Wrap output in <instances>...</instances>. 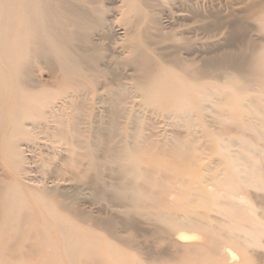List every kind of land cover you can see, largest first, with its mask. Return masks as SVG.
Segmentation results:
<instances>
[{"label":"bare ground","instance_id":"6f19581e","mask_svg":"<svg viewBox=\"0 0 264 264\" xmlns=\"http://www.w3.org/2000/svg\"><path fill=\"white\" fill-rule=\"evenodd\" d=\"M226 1L0 0V253L21 262L61 248L74 254L68 264L110 263L108 240L78 229L61 212L66 207L44 210L49 205L45 191L21 180L26 168L20 141L29 129H38L51 143H64L70 156L83 152L85 144L86 149L101 144L100 156L91 153L90 171L101 179L106 164L114 162L115 168H107L119 179L110 182L114 188L109 186L111 191L117 189L113 205H132L138 212L150 208L152 212L144 211L143 216L170 218L173 208H179L186 217L198 208L214 207V195L226 196L221 212L228 216L227 227L206 228L205 242L199 240L201 245L192 244L184 252L195 258L207 254L213 263L225 264L227 256L234 259L240 254L242 262L255 257L264 264V254L256 251L264 250V0ZM252 31L262 35L254 38ZM97 103L103 105L104 113L96 111ZM137 108H149L146 111L155 117L187 128L186 134L176 131L179 147L189 138L194 140L193 131L204 126L208 116L212 118L222 137L216 147L222 155L221 175L208 180L185 168L184 162L194 163L185 151L189 142L182 144L184 151L172 146L176 147L169 152L173 157L166 159L169 149L142 152L153 134L143 137L136 127ZM142 137L143 147L139 145ZM203 178L209 185L215 183L209 197ZM98 181L93 185L104 190L107 183L103 186ZM196 188L200 194L193 204L189 198L178 204L171 200L176 194H187L185 189ZM83 211L78 213L81 223L96 228L106 225L111 237L118 233L113 218ZM242 211L246 215L234 217ZM130 222H122L132 229L122 243L134 250L140 242L133 232L135 222ZM159 225L154 234L170 237L169 226L159 229ZM186 231L172 232L169 240L197 241V232ZM130 264L141 263L132 258Z\"/></svg>","mask_w":264,"mask_h":264},{"label":"rangeland","instance_id":"374dc122","mask_svg":"<svg viewBox=\"0 0 264 264\" xmlns=\"http://www.w3.org/2000/svg\"><path fill=\"white\" fill-rule=\"evenodd\" d=\"M224 1H226V0H224ZM226 5H227V3H226ZM117 27H119V28H117ZM115 29H118L117 32H121V30H122L121 27L118 25L115 26ZM251 33L255 34L253 36L254 38L262 35V33H256L254 31H252ZM211 81L215 82V80H211ZM102 106L103 105L100 103H97V105H95V107L97 108V109L95 108L96 111H99V113H101V114H102V112L104 113V110L101 109ZM146 110H149V108H146V109L144 108L143 109L144 112L142 111L141 108H137V110H135L136 114L134 113V115H135L134 118H138V123L140 125V126L137 125L136 127H139L142 130L141 134L143 135V137L144 136L149 137V135L153 134L152 138L150 136L149 141L146 140L145 143H148V145L146 147H145L146 144L143 142L145 140L142 137L143 140H141V144H139L142 147L144 145L142 152H146V154L147 153L149 154V153H155L154 152L155 149H156V153L158 151H160L159 149H161V151H168V149H169L168 154L165 152L164 158L166 159L167 155H168V157H173V155H169V154L174 153L175 152L174 149L176 147H179L178 145H180V142L178 141V135L177 134H179V132H181L180 134H186L187 128H185L183 126L179 127L176 123H173L170 119L168 120V118H162L159 116L155 117V114L151 113L150 111L147 112ZM100 111H102V112H100ZM147 114L149 117L147 116ZM101 119H102V117H101ZM206 122L207 123L204 126H202V127H204L203 128L204 130L202 129V127L201 128L197 127L195 129V131H193L194 133L192 134L191 137H193V135H194L193 138L196 139V140L194 139L195 141L191 140V138H189L190 140L188 139L187 141H185V143L184 142L182 143L183 145L185 144V146L187 145L188 142L190 143V144H188V146H186L187 149H189V151H187V149L184 146H182V144H181V147H179V148L181 151V148L184 147V148H182V151H184L186 149L185 151L187 152V154L194 157V163H193V161H191V164L188 162H184V163H186L184 165V166H186L185 168H188V170L190 168V172L201 174L202 176L205 177V179L210 180V178L212 179V177L216 176L217 174H220V171L222 169V163H221V156L222 155L219 154L217 149H216L217 145L221 142L222 137L217 133L220 131V129L218 128L219 125L213 123L212 118H210L208 116L206 119ZM104 125H106V122L102 121V126H104ZM83 129L84 128H82V130ZM181 129H182V131H181ZM38 131H39L38 129H34V130L29 129L28 130V136H26L25 138H23L20 141L22 143L21 147L23 150L24 158H25L24 167L26 168V173L24 175L25 178H22L23 176L21 175V177H20L21 180L23 182H26L27 184L33 186V187H36L37 189L41 188L45 191V195H46V198L48 200L47 205L48 204L49 205H48V208L46 207V208H44V210L50 211L51 208L56 209V207H58L61 210L60 207H66L65 209H62L64 211H61V212L65 215H67L69 220L78 224V227H77L78 229H82V227L86 228L90 232H92L95 235H97L98 237H100L101 239L108 240L112 244V252L110 253L111 256L108 257V259H109L108 262H110V263H108V264H130V259H132V258L136 259V261L141 263V264H144V263L146 264V261H152L151 263L147 262V264H154V263L155 264H157V263L158 264H199V263H202V264H210V263L211 264H216V263L221 264L219 261L216 263L210 262L211 259L209 258V256L207 254H203V256H198L195 258L193 256L188 257L184 251H186L187 247L192 245V244L198 243L199 245H201L203 242H205V237H204L205 235L203 236V234H205L204 231L206 228H210V229L213 228V230L216 228L215 230H217V229L222 230V229H225L227 227V223L224 220L228 221V216L222 215V212H221V208H222L221 205H223V206L226 205V204H224L225 200L227 198L226 196L214 195L212 198V201H215L216 205L210 209L198 208L197 209L198 212L196 214L189 213L190 216L188 214H186L189 218H191V216L193 215V219H190V220L188 218H186L187 216L186 217L184 216L185 219H183L184 217H182V215H181V214H183V211H180L179 208L178 209L173 208V215H170V218L169 217L164 218L163 216L159 218V217L155 216V219H154L153 218L154 215L151 213L149 214L150 216L148 215L149 217L145 216L146 215L145 212H147V213L152 212L150 210V208L148 209L149 211H147V210L142 211L141 210V212L140 211L138 212V209L134 210L135 206H132V205H128V207H127V205H122V206L113 205L114 202L115 203L117 202V200H115V198L117 197L116 196L117 195V192H116L117 189L116 188L113 189L116 192V194H114L115 192L111 191L112 188H114L112 184L117 183V180H119V179H117V177H115L114 174H112L111 172H108L107 168L108 169L115 168L116 164L114 162H112L110 164H106L108 167L105 165L107 167V168H105L106 172H105V170L102 172L101 179H99L98 176L93 171L92 172L90 171L92 169L91 153L94 154V157L100 156V152L98 151V149L102 147L101 144H98L97 147H92V148H87V149H86V144H85L83 152H81L77 156H70L69 152L66 151V148H65L66 146H63V145H65L64 143H63V145L61 143L53 144V143H51V140L48 139V137L44 133H38ZM176 131H179V132H176ZM211 131H212V133H211ZM156 132H157V134H155ZM173 132L175 133V135H177V138L173 137V135H174ZM146 137H145V139H148ZM168 137H170L169 141H171V142L173 141L174 143L176 142L175 141V138H176V140H177L176 145H174V143L172 144L171 142H168L167 141ZM172 137L174 138V140L171 139ZM97 139H98V137H97ZM159 139H162V141H159ZM88 140H90V138H88L87 141ZM150 140L152 142H150ZM92 141H94V140H91L90 142H92ZM149 142L155 146V147L153 146L151 150L149 149V148H151L149 146L150 145ZM154 142H155V144H154ZM160 142L162 145V146L160 145L161 148L157 147V145L159 146ZM163 142L166 143V144L164 143L165 147H163L164 146ZM140 146H139V148H141ZM172 146H176V147H172ZM144 148L145 149L147 148L150 151L149 150L145 151ZM179 148H177L178 151H179ZM237 148L238 147L236 146L234 149H237ZM169 152H172V153H169ZM71 157H72V159H71ZM189 164L191 166H189ZM145 166L147 168L149 167L147 165H145ZM198 169H199V171H198ZM210 170H214V172L211 171L212 172L211 173ZM23 172H24V170H23ZM103 173H104V175H103ZM106 173H108V174H106ZM109 173L112 174V176H110ZM211 174H212V176H211ZM95 175H96V178H95ZM107 175L110 176V178L107 177ZM113 176L115 179L113 178ZM111 178H113V179H111ZM205 179L203 178L204 182L207 181L206 182V188H207V186L209 185L208 182L210 183V181L205 180ZM92 180H94V181H92ZM114 180H116V181H114ZM96 181H98V183L100 185L104 186L105 185L104 183H107L108 185L106 184V187L104 190H103V188L99 189V188L95 187V185H93L94 182H96ZM211 182H212V180H211ZM213 183L214 182H212V184ZM110 185L112 188L110 187V189H109ZM210 185H209V188H207V191H208L207 197H209L210 194H214V191H215V186H213V185H215V183L213 185H211L213 188L210 187ZM93 189H94V192L92 191ZM107 189H109V190H107ZM209 189H210V191H209ZM97 190H98V192H96ZM99 190H102L103 193H102V191L100 192ZM184 191H187V194H184V192H182L181 194H176V196L171 198V200L173 202H175L174 204H176V203L178 204L183 200L187 201L188 198H189V203L193 204V199H196L198 197V195L200 194L199 188L192 189V190L185 189ZM212 191H213V193H212ZM106 193H107V195H110V196L105 195ZM112 193H113V195H112ZM197 193H199V194H197ZM103 195H105L107 197H105ZM190 196H191L192 200L190 199ZM184 197H187V198L184 199ZM214 197H217V198H214ZM110 198H112V199H110ZM54 199H56V200H54ZM190 200H191V202H190ZM12 203H13V205H15L14 202H12ZM129 209H131V210H129ZM69 210H71V211H69ZM152 210H154V209H152ZM82 211L83 212H89L92 215H96L97 217H100L103 219L113 218L114 220H116V222H118L117 228H119L121 230L119 231V229H118V233L114 236L112 235L114 237L113 238V237H111L109 230L107 228H105V227H107L106 225L103 226L104 228L103 227L101 228L100 226H98L97 228L92 227V226L89 227V226L81 223L80 220H78L79 219L78 213L82 212ZM71 213H73V214H71ZM74 213L76 215H74ZM144 213H145L144 216L141 215ZM168 213H170L169 210L166 212V215H168ZM177 214H178V216H177ZM243 214L246 215V212L242 211L238 215L235 214L234 217H236V216L241 217V215H243ZM179 215H181V216H179ZM183 215H185V214H183ZM172 217H173V219H172ZM243 218H244V216H243ZM159 219H161V220H159ZM170 219H172V221ZM187 219L189 221H187ZM197 219L199 222H196ZM51 220H53V219H51ZM123 221H129V222L131 221L130 223L135 222L134 225H135L136 230L135 231L133 230V232L135 235H137V239L140 242V247H138L139 249L136 247L139 251L136 248H133L134 250H132V247H130L126 243H125L126 244L125 246L123 245V243H124L123 239L125 238L126 234L128 235V232H131V230H132V229H128L125 226H123L122 225ZM161 221H162V223H161ZM183 221H185V222H183ZM53 222H51V223H53ZM190 222H192V223H190ZM219 222H222V224ZM88 223H89V221H88ZM217 223L220 226L214 227V226L218 225ZM136 224H137V226H136ZM159 224L163 225V226H160ZM158 225H159V229H160V227L164 228L166 225L169 226V228L171 229L169 231L171 233L170 237H169V234L166 235V233H163V234H161L163 238H161L158 235H156V233L158 234V231L155 232V234H154V229L157 230ZM260 227H263V225H260ZM178 228H180V229H178ZM185 228L187 229V231L184 230ZM182 229H183V231H186V234H194L197 232L196 233L198 235L197 241L194 240L195 242L194 241L180 242V241L175 240L176 242H174V240H169L171 238L172 232L174 233L177 230H182ZM193 229H194V231H193ZM61 230H62V228H61ZM152 230H153V232H152ZM121 231H123V232H121ZM149 232H151L152 235ZM236 232L237 231H235V234L237 236L241 235V234H238V232L237 233ZM219 233H221V232H219ZM48 235H50V233H48ZM109 235H110V237H109ZM199 235L202 236V240L204 238V241L201 240V237ZM117 236H119V239L117 238ZM151 237H152V239H151ZM48 238H49V236H48ZM157 238H159L160 240L159 239L155 240ZM120 240H123V241L120 242ZM199 240L202 243H200ZM166 242H169V243H166ZM176 243H178V244H176ZM126 246H128V247H126ZM149 248H154L152 252L155 251L156 255L155 254L153 255L152 252H149L150 250H152V249L149 250ZM182 248H183V252H181ZM140 249L143 251V253ZM161 249H162V251H161ZM58 250H60V251H58ZM58 250H57V252H55L52 248H50L48 253L46 254V256L40 255L38 257H32V258H29V259H27L25 261H21V262L20 261L18 262L17 259L12 258L11 255H6L4 253H0V264H68V261L70 262L71 257H74V254H71L72 255L71 256L70 253L69 254L65 253L66 251L61 249V248ZM62 250H63V253H62ZM135 250H137L138 253ZM156 250H157V252L159 250V252L156 253ZM177 250H179V252ZM235 250H238V249L235 248L234 251ZM238 251H235V252L238 253ZM256 251L257 252L261 251V253L264 254V250L262 251V249H259ZM162 252H165V253L163 254ZM139 253H140V255H139ZM171 253H173V254H171ZM177 253H179V254H177ZM182 253H184V254H182ZM67 254L70 256H67ZM157 254H159L160 256ZM174 254H176V256ZM67 257H70V258L67 259ZM150 257L152 260H150ZM153 257L157 258V260L154 261ZM237 257H238V259H237ZM195 259H196V261H195ZM225 259L228 260V262L225 260V264H258L257 263L258 259L256 260L255 257L253 259L250 257V259L248 261L246 260V262H242L240 259V254H239V256H236L234 259H231L228 256ZM203 261H205L206 263ZM102 263L103 262H100V264H102ZM69 264H71V263H69ZM84 264H94V263L86 262ZM97 264H99V263H97Z\"/></svg>","mask_w":264,"mask_h":264}]
</instances>
